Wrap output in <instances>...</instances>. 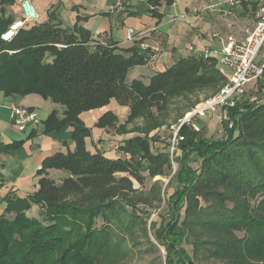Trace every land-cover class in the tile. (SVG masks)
Masks as SVG:
<instances>
[{"label":"trees","instance_id":"obj_1","mask_svg":"<svg viewBox=\"0 0 264 264\" xmlns=\"http://www.w3.org/2000/svg\"><path fill=\"white\" fill-rule=\"evenodd\" d=\"M18 1L2 0L0 6H14ZM149 2L156 8L163 2L172 5L174 0ZM13 21L2 8L0 93L4 97L35 94L62 105L63 117L53 111L44 121L45 133L69 126L75 148L44 160L37 173V192L23 199L12 193L4 198L0 264H96L115 236L123 237L138 225L136 215L124 209L126 198L137 191L134 181L143 185L144 173L150 179L165 177L172 162L178 166V187L167 200L161 226L151 225L152 235L167 253L165 264H195L182 246L180 223L189 230L198 252L213 256L224 252L231 259L241 247H249L254 250L246 255L249 258L264 254V248L252 244L254 237L264 244V103L244 101L229 109L219 139L200 138L183 126L179 134L185 139L173 159L169 151L155 152L150 138L140 136L124 141L117 158L107 157L88 149L92 129L80 118L82 113L106 107L114 99L130 109L120 129L152 117L153 109L162 111L168 98L184 99L203 91H209L211 98L226 85L227 76L214 59L189 56L156 73L149 83H127L129 72L148 62L137 48L98 43L92 49L90 44L96 41L91 33L78 25L65 28L54 6L46 22L27 25L5 43L1 35ZM199 103L184 108L175 123ZM117 124L118 118L108 112L96 127ZM23 143L0 145V149L8 154ZM194 154L200 159L198 169L190 164ZM51 171L66 172L68 177L58 182ZM200 198L205 207L195 204ZM34 209L37 212L30 215ZM238 233L244 236L237 238Z\"/></svg>","mask_w":264,"mask_h":264},{"label":"crops","instance_id":"obj_2","mask_svg":"<svg viewBox=\"0 0 264 264\" xmlns=\"http://www.w3.org/2000/svg\"><path fill=\"white\" fill-rule=\"evenodd\" d=\"M23 1L25 0L18 1L21 9ZM28 1L35 3L38 0ZM149 1L130 0L125 11L120 12L119 26L114 25V21L108 13L93 12L81 16L80 10L83 6H75L74 8L76 13L73 14L72 26L78 25L87 29L91 33L92 41L104 45L117 44L125 48L135 47L141 55L148 58L146 65L129 72L127 83H131L133 80H142L148 83L152 76L173 66L179 58L192 56L189 51L190 47L197 49L221 48L222 41L227 36H234L238 42L244 40V38L233 33L226 36L221 35L223 40L214 38L215 34H219L217 31L222 30L221 25L229 23L218 14L227 9L216 6L213 0H174L172 5L163 2L156 8H153ZM117 2L118 0H114L112 5L114 6ZM51 7L45 9L49 11ZM58 14L63 23L61 14ZM39 20L37 21L39 23L46 22L48 14L46 13L43 21ZM68 29L72 30L73 27ZM129 29L135 31L133 41L127 39ZM157 40L160 41L157 42ZM142 45L149 46V49L142 50L140 48ZM43 103H47V100L35 94L26 97H4L0 93V145L24 142L21 147L8 154L0 149V210L6 208L4 198L8 194L12 193L23 199L38 191L39 178L37 173L47 157L59 152L65 153L75 148L70 138V135L72 136L71 127L67 126L61 131L45 133L44 121L46 119L40 117V108H38ZM12 104L33 108L39 115L40 125L30 127L26 131L28 134L26 139L21 137L19 138L21 140L14 141L15 137L13 139V136L9 135L10 130L19 132L11 117L10 106ZM47 109L46 114L48 116L56 111L60 117H63L64 108L58 110L50 106ZM108 112H112L118 118L119 124H124L128 119L130 109L120 106L113 99L106 107L80 115L86 126L92 129V136L86 140L88 149L91 151L100 150L105 155L106 152H109L111 144L118 143L119 148L121 141L114 129L96 127L99 119ZM26 132L19 133L24 134ZM32 133L34 134L33 137L29 138ZM119 155L120 153H117V156ZM55 172L51 171L50 175L52 176Z\"/></svg>","mask_w":264,"mask_h":264},{"label":"rangeland","instance_id":"obj_3","mask_svg":"<svg viewBox=\"0 0 264 264\" xmlns=\"http://www.w3.org/2000/svg\"><path fill=\"white\" fill-rule=\"evenodd\" d=\"M1 1L2 0H0V2ZM113 1L114 0H38L35 3H30L36 13L40 16L39 21H43L46 13L48 14L47 9L45 8L54 6L57 12L61 14L63 26L74 28V26H72L73 14L76 13V9L74 10V8L75 6L80 5L83 6L80 10L81 16H86L93 12L108 13L114 21V25L119 26L121 16L120 12L113 11ZM261 5H264V1L262 0H242L241 4L234 8L225 7L227 10H222L218 14L222 19L228 21L229 24L221 25L222 30L217 31V33L224 36L233 33L234 35L245 39L248 32L254 28L255 14ZM2 8L6 9V16H12L14 18L13 22L22 20L23 12L19 7L18 2L14 6H0V16H2ZM78 8L80 9V7ZM206 19L209 20L208 17H206ZM214 38L217 40L219 39L216 37ZM217 68L222 74L227 76L225 69L219 64H217ZM261 86H264V80H262L256 87L249 88L241 102L254 100L261 102L264 97L263 91L260 92ZM209 96V91H203L188 95V97L184 99L168 98L166 103L162 104V107L164 108L162 111L158 112L154 109L151 110L152 117L134 120L120 129L119 126L124 125L127 121L124 124H119L118 120L116 127L108 129H114L116 134H118L121 139L119 143L120 145L124 141L132 138L139 136L143 138L147 137L150 138L152 148L155 152L169 151L171 158L173 159L175 152L172 148V142L179 124V122L175 123L176 117L187 106L197 101L201 103L207 100ZM50 106L58 110L64 108L62 105L47 100V103H43L38 107L40 108V117L42 119H47V117H49L46 114V111H48L47 108H50ZM223 117L224 111H217L215 114L199 121V125L201 126L200 132L193 131L189 126L186 127L190 132L196 133L200 138L210 140L219 139L224 135L223 130L225 123L219 121V119ZM9 135L13 136V139L15 137L14 141L21 140L19 139L21 137L22 139H26L28 136L27 132L21 134L11 130L9 131ZM117 153H120L118 143L111 144L109 152H106V156L117 158ZM172 163V170L168 172L165 177L150 179L147 177L148 175L144 173L146 180L143 185H139L134 181V188L137 191L126 198L124 201V209L128 215H136V218L134 219H136L138 225L134 227L133 231L126 233L123 237L115 236L112 239L113 243L108 252L100 257L96 264H165L167 253L152 235L151 225L156 223L157 227L161 226V216L164 215L167 208V200L178 187L176 181V171L178 166L175 162ZM190 164L194 169H198L200 166V159L194 154L192 155ZM51 177L59 182L61 179L68 177V173L55 172ZM195 204L202 207L207 205V203L201 198L198 200V203ZM185 210V207L181 209L183 217L185 215ZM3 211L4 210H0V216ZM36 212L37 209H34L29 214L35 215ZM177 231L183 233L184 241L182 246L186 250L189 258L195 264H264V254L257 255L259 258L256 259L246 256L250 253V250H253L249 247H241V251L238 250L237 253H234V256H232L231 259H229L230 257L228 258L225 256L227 253L224 252L219 253L216 256L210 255L206 251L198 252V249L194 246L193 237L182 223L179 224ZM242 236H244L243 233H238L236 235L237 238H241ZM252 239V244L254 243L256 248H259V250L264 248V244L259 241L260 239L255 237ZM151 243L155 247H153ZM210 246L211 245H209V247ZM239 255H241L242 259L237 257Z\"/></svg>","mask_w":264,"mask_h":264},{"label":"built area","instance_id":"obj_4","mask_svg":"<svg viewBox=\"0 0 264 264\" xmlns=\"http://www.w3.org/2000/svg\"><path fill=\"white\" fill-rule=\"evenodd\" d=\"M129 1L118 0L113 6V11H125ZM213 1L216 6L229 8H234L242 2V0ZM22 12V20L12 22L8 29L2 33L1 39L3 42L10 43L17 37L20 30L39 20V15L28 0L22 2ZM134 37L135 31L129 29L127 39L133 41ZM215 37L223 40L221 34H215ZM159 41L157 40V42ZM98 43L100 42H92L90 44L91 48L95 49ZM140 48L148 50L149 46L142 45ZM189 51L192 56L200 59H214L227 72V83L219 93L195 106L179 121L172 142L174 152L185 139L182 135H179V131L183 126H189L193 131L200 132L199 121L215 114L217 111H224V117L219 119L221 123L224 122L229 109L235 108L241 102L249 88L256 87L264 80V5L258 8L255 14L254 28L248 32L243 41L238 42L234 36H227L222 41L221 48L205 47L197 49L190 47ZM261 103H264V97ZM10 113L19 132H26L30 127H37L41 123L37 111L30 107L12 104ZM229 127H232V123L229 124Z\"/></svg>","mask_w":264,"mask_h":264}]
</instances>
